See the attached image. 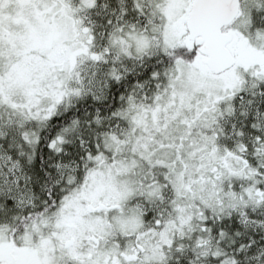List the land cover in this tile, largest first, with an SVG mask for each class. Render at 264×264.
Returning <instances> with one entry per match:
<instances>
[{
	"label": "snow or ice",
	"instance_id": "6c2138e0",
	"mask_svg": "<svg viewBox=\"0 0 264 264\" xmlns=\"http://www.w3.org/2000/svg\"><path fill=\"white\" fill-rule=\"evenodd\" d=\"M0 264H264V0H0Z\"/></svg>",
	"mask_w": 264,
	"mask_h": 264
}]
</instances>
